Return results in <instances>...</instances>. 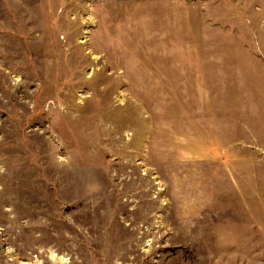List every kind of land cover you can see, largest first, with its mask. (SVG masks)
<instances>
[{
    "label": "rangeland",
    "instance_id": "1",
    "mask_svg": "<svg viewBox=\"0 0 264 264\" xmlns=\"http://www.w3.org/2000/svg\"><path fill=\"white\" fill-rule=\"evenodd\" d=\"M0 264H264V0H0Z\"/></svg>",
    "mask_w": 264,
    "mask_h": 264
}]
</instances>
